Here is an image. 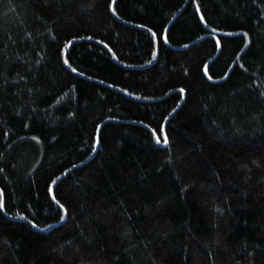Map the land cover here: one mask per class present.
<instances>
[{"label": "trees", "instance_id": "obj_1", "mask_svg": "<svg viewBox=\"0 0 264 264\" xmlns=\"http://www.w3.org/2000/svg\"><path fill=\"white\" fill-rule=\"evenodd\" d=\"M0 264H264V0H0Z\"/></svg>", "mask_w": 264, "mask_h": 264}, {"label": "water", "instance_id": "obj_2", "mask_svg": "<svg viewBox=\"0 0 264 264\" xmlns=\"http://www.w3.org/2000/svg\"><path fill=\"white\" fill-rule=\"evenodd\" d=\"M176 17V16H175ZM175 17H174V19H175ZM173 19V20H174ZM169 27V26H168ZM168 27H167V29H168ZM167 29L165 30V33H164V40H165V36H166V32H167ZM215 41H216V38L215 37H212ZM218 49H219V46H218ZM219 51V50H218ZM208 66V65H207ZM207 66H205V69H204V72H205V75L207 76Z\"/></svg>", "mask_w": 264, "mask_h": 264}, {"label": "snow or ice", "instance_id": "obj_3", "mask_svg": "<svg viewBox=\"0 0 264 264\" xmlns=\"http://www.w3.org/2000/svg\"><path fill=\"white\" fill-rule=\"evenodd\" d=\"M217 46H219V44H220V41L217 39ZM73 71H75V69H73ZM158 143H159V141H157ZM22 219H23V217H21ZM33 227H35V225H33Z\"/></svg>", "mask_w": 264, "mask_h": 264}]
</instances>
